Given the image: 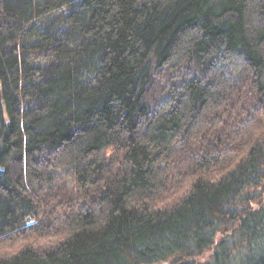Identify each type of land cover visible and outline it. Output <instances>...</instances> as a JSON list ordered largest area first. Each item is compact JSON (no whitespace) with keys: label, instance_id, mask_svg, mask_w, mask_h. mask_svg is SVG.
I'll use <instances>...</instances> for the list:
<instances>
[{"label":"trees","instance_id":"trees-1","mask_svg":"<svg viewBox=\"0 0 264 264\" xmlns=\"http://www.w3.org/2000/svg\"><path fill=\"white\" fill-rule=\"evenodd\" d=\"M0 264H264V0H0Z\"/></svg>","mask_w":264,"mask_h":264},{"label":"rangeland","instance_id":"rangeland-1","mask_svg":"<svg viewBox=\"0 0 264 264\" xmlns=\"http://www.w3.org/2000/svg\"><path fill=\"white\" fill-rule=\"evenodd\" d=\"M179 193H180V192H179ZM179 193H178V194H179ZM55 217H56V216H55ZM20 241H21L22 243H24L23 240H20ZM31 243L33 244V242H31ZM33 246H34V245H33ZM36 247H40V246L37 245ZM208 256H209V252H206V253L203 255L204 258H206V257H208Z\"/></svg>","mask_w":264,"mask_h":264}]
</instances>
